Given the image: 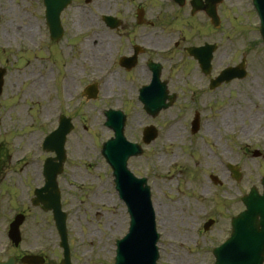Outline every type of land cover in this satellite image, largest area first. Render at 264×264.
I'll return each mask as SVG.
<instances>
[{
	"label": "rangeland",
	"instance_id": "1",
	"mask_svg": "<svg viewBox=\"0 0 264 264\" xmlns=\"http://www.w3.org/2000/svg\"><path fill=\"white\" fill-rule=\"evenodd\" d=\"M25 1L28 22L21 17V0H0V67L6 69L0 97V259L14 253H41L46 264H57L62 257L51 213L32 207L30 199L34 188L43 185V162L54 157L43 151V139L57 127L59 116L65 115L73 129L66 139V160L57 184L67 214L71 262L114 263L115 241L127 232L129 219L101 155V144L113 136L104 126L103 111L112 109L126 116V139L143 148L142 156L129 159L128 168L136 177L147 179L153 206L162 210L161 217L156 215L157 264H213L211 250L226 235L228 219L243 208L240 197L251 186L261 191L264 176V45L251 0H224L219 9L221 27L214 35L219 49L212 61L215 75L244 58L246 78L209 93L207 80L191 60L176 55L165 62L162 79H168L169 92L177 94V99L155 118L146 115L136 101L135 89L147 81L145 74L135 70L125 87L120 83L125 76L115 67L119 73L108 78L115 80L114 85L102 84L107 59L101 63L103 58L95 62L89 58L99 57L93 54L102 48L94 45L96 40L103 47L112 40V32L105 35L102 23L79 30L74 22L79 19L82 25L83 21L75 11L57 52L48 47L39 50L34 25L37 0ZM110 10H116L112 4L102 13ZM202 25L203 36H212L203 21ZM196 29L190 23L185 26L188 35ZM51 51L55 58L48 57ZM93 81L99 82L98 97L87 100L81 92ZM196 112L200 127L192 134L190 124ZM150 125L158 137L143 145L142 129ZM255 150L259 158L252 156ZM228 163L241 168L238 183L231 179ZM210 175L221 185H215ZM103 184L106 187L101 189ZM26 210L22 242L16 250L7 238L8 225L16 213ZM208 217L216 219V224L204 232Z\"/></svg>",
	"mask_w": 264,
	"mask_h": 264
},
{
	"label": "water",
	"instance_id": "2",
	"mask_svg": "<svg viewBox=\"0 0 264 264\" xmlns=\"http://www.w3.org/2000/svg\"><path fill=\"white\" fill-rule=\"evenodd\" d=\"M253 4L260 16L261 25L259 31L264 42V0H253ZM206 12L211 16L213 21L216 20L212 8ZM208 50L209 52L211 51L210 48ZM207 56L204 59L205 66H209L208 62L211 55L208 54ZM244 75L242 62L237 68L223 71L217 79V84L222 81L227 82L235 77L243 78ZM2 76L3 71L0 70V93L3 84ZM140 99L144 103V109L151 116L157 115L161 109L168 108L172 102L165 103L167 97L165 96L164 88L159 89L155 86L144 88L141 91ZM105 116L107 117L106 126L114 131L115 137L103 144L102 155L113 169L116 190L119 192L120 198L126 203L131 219L129 234L117 242L115 264H156V260L158 259L156 243L159 235L155 229L149 188L144 186V179H135L126 167L127 158L131 155L140 154L141 151L138 146L125 141L123 137L124 117L120 112L107 111L105 112ZM197 124L196 118L193 122L194 131L198 129ZM68 130V126L62 125L47 139L45 149L54 151L56 158L46 160L44 165L45 186L36 191L37 197L33 200L35 205L42 204L43 210H52L53 212L61 239L60 245L64 249V259L60 264H70L66 242V217L61 212L59 193L56 186V176L62 171L65 159L63 145L65 134ZM155 137V129H145V143H149ZM54 160H57L58 163H53ZM235 178H239V174H236V172ZM262 185L264 188V179L262 180ZM243 203L247 209L240 215L234 236L232 235L226 244L214 250L217 260L215 264H261L264 260L261 240H253L255 237H264V192L260 196L256 189L252 188L250 193L243 197ZM257 217H260V222H258ZM253 221L257 223L254 225ZM22 222L23 218L18 215L10 225L9 237L15 245L20 241L19 226ZM235 237L241 240L234 242ZM234 243H237V245ZM236 251L244 255L240 258L232 256V253ZM240 260L245 263L240 262ZM21 262L24 264H43V259L38 256H24ZM0 264H16V259L11 257L7 262H0Z\"/></svg>",
	"mask_w": 264,
	"mask_h": 264
},
{
	"label": "flooded vegetation",
	"instance_id": "3",
	"mask_svg": "<svg viewBox=\"0 0 264 264\" xmlns=\"http://www.w3.org/2000/svg\"><path fill=\"white\" fill-rule=\"evenodd\" d=\"M21 1L23 2L21 4V17L25 21L27 19L28 22L26 1ZM58 2L63 4V0H58ZM201 2L204 4V0H201ZM190 3L191 0H71V3L59 14V23L62 28L60 33L61 39L55 42L50 39L45 0H37L38 12L34 21L35 33L37 31L38 35L36 40L41 45L43 40L46 39L48 40V48L54 49V47H57L68 36L67 32L73 21L75 11L76 18H82L83 21L82 25H80L81 20L79 19L74 22V25L79 30L84 29L88 25L92 26L93 24L98 25L102 23L105 35L109 31L112 32V36L110 37L112 40L106 42V47H103L102 42L96 40L94 45L97 47H101L102 45V48L100 50L96 48L97 52L93 54H98L99 57L89 55V58L93 59L94 62L96 59L101 60L103 58L101 62L103 63L104 59H107L108 65L103 70L102 84L106 85L111 82L114 85L113 81L115 80L111 81L108 78L119 73L115 70L116 67L125 76V79L120 80V83L126 87L129 83L126 78L130 77L136 70L138 74L142 73L147 77L145 83H141L136 87L135 91L137 92L141 86L147 84L151 79L155 64L160 66L159 73L161 74V78H163L165 62L176 55L189 58L187 52L189 47H200L205 43L202 33V21L203 24L209 26V20L205 19L202 11L191 14ZM110 4L116 10L102 13ZM72 7L75 10L69 11ZM197 20H199V25H197ZM189 23L193 28H199L190 36V42H188V36L185 35V26ZM171 28H174V30L171 31ZM208 33L212 34V31L208 30ZM215 38L212 34L211 42L218 44V39L215 40ZM132 57L135 58V62L132 65L121 62V60ZM95 64L99 65V63ZM205 79L207 81L210 80V78ZM164 81L168 87V79ZM116 86L119 87V84ZM229 232L226 238L229 236Z\"/></svg>",
	"mask_w": 264,
	"mask_h": 264
},
{
	"label": "bare ground",
	"instance_id": "4",
	"mask_svg": "<svg viewBox=\"0 0 264 264\" xmlns=\"http://www.w3.org/2000/svg\"><path fill=\"white\" fill-rule=\"evenodd\" d=\"M3 39H4L5 41H7L8 36H7V35H4V36H3ZM105 187H106V185L103 184V185L101 186V189H103V188H105ZM101 197H102V196H101ZM108 197L111 199V195H108ZM154 209H155L156 215H159V216L161 217V215H162V210H161V208H160L159 206L154 205ZM162 223H163V221H162Z\"/></svg>",
	"mask_w": 264,
	"mask_h": 264
}]
</instances>
